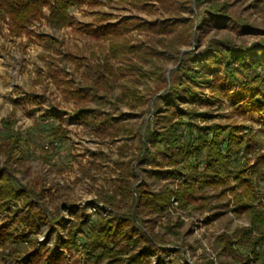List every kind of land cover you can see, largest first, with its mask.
<instances>
[{"label": "rangeland", "instance_id": "obj_1", "mask_svg": "<svg viewBox=\"0 0 264 264\" xmlns=\"http://www.w3.org/2000/svg\"><path fill=\"white\" fill-rule=\"evenodd\" d=\"M214 1L227 6L233 22L198 29L193 0H93L73 6L74 24L59 30L45 16L34 22L30 34L19 37L9 35L3 25L0 168L6 167L16 179L14 187L28 194L0 207V264L104 263L86 255L87 229L75 230L87 218L95 222L108 215L100 195L119 198L120 175L136 165L137 135L152 126L157 114L154 101L162 91L155 76L168 82L176 58L204 49L212 38L225 37L240 46L264 42V9L257 0ZM244 24L254 33H243ZM83 27L115 31L103 38ZM195 91L201 101L186 97L180 103L183 109L207 113L200 124L259 130L258 116L241 115L227 98L210 103L209 83ZM51 113L60 119L45 116ZM52 131L54 148L48 138ZM16 133L23 143H12L10 134ZM137 174V183L145 181L151 189L167 182L154 183L145 171ZM256 190L264 193V179ZM214 192H199L203 198L195 200V209L182 208L171 198L166 212L140 214L148 229L151 225L153 232L163 234L158 245L172 251L162 259L149 256V264H198L206 259L239 264L246 257L249 264H264V245L258 248V259L244 242L217 255L220 245L215 242L232 239L231 233L248 226V219L232 211L229 194L210 200ZM93 203L100 210L95 212Z\"/></svg>", "mask_w": 264, "mask_h": 264}, {"label": "trees", "instance_id": "obj_2", "mask_svg": "<svg viewBox=\"0 0 264 264\" xmlns=\"http://www.w3.org/2000/svg\"><path fill=\"white\" fill-rule=\"evenodd\" d=\"M82 2L94 3L93 0H0V33L6 25L13 37L30 34V27L43 16L54 30L72 26L75 19L71 8ZM193 3L199 11L198 29L209 25L222 28L234 21L223 3L214 0H193ZM256 4L264 9L260 0ZM83 29L87 34L103 38L115 31ZM241 31L251 34L255 30L244 24ZM155 80L162 91L154 101L157 114L152 126L137 135L136 165L127 175H120L119 198L100 195L99 201L108 208V215L100 216L95 222L87 218L75 230L83 233L87 229L86 255L93 262L103 264H149L151 255L162 259L172 251L158 245L163 234L153 232L151 225L148 229L140 214L145 210L154 215L166 212L171 198L182 208L195 209V200L203 198L199 192L212 189L215 192L210 200L226 198L229 194L233 199L232 211L236 215L243 213L248 219V226L231 233L232 239L226 236L227 240L215 242L220 245L217 255L227 250L232 252L233 245L244 242L247 252L258 259V248L264 245V193L258 194L256 190L258 181L264 179V42L240 46L225 37L212 38L204 49L189 50L177 57L168 82L158 76ZM201 83L210 84V103L222 102V96L241 115H257L261 123L259 130L197 122L203 121L207 113L183 109L180 102L186 97L201 101L195 91ZM45 116L60 119L52 113ZM48 138L54 148L55 131ZM10 140L14 145L25 141L17 133L10 134ZM143 171L154 183L160 179L167 182L158 184L156 189H151L145 181L137 183V173ZM15 181L6 167L0 168V207L14 198L26 199L28 193L15 188ZM93 205L95 212L100 210L99 205ZM164 229L171 233L169 226ZM173 252L184 259L179 251ZM249 262L246 257L239 264ZM198 264L212 262L206 259Z\"/></svg>", "mask_w": 264, "mask_h": 264}]
</instances>
